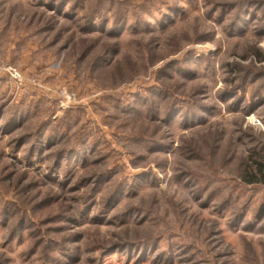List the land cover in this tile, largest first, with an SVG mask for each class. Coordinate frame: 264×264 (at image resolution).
Listing matches in <instances>:
<instances>
[{"label": "rangeland", "instance_id": "374dc122", "mask_svg": "<svg viewBox=\"0 0 264 264\" xmlns=\"http://www.w3.org/2000/svg\"><path fill=\"white\" fill-rule=\"evenodd\" d=\"M0 62V264H264V0H0Z\"/></svg>", "mask_w": 264, "mask_h": 264}, {"label": "trees", "instance_id": "16d2710c", "mask_svg": "<svg viewBox=\"0 0 264 264\" xmlns=\"http://www.w3.org/2000/svg\"><path fill=\"white\" fill-rule=\"evenodd\" d=\"M258 173H260V178L258 177ZM245 181L247 183H254V182H262L264 183V170H263V165L262 164H258V171L257 173H253V172H247L245 174V177H244ZM259 217H262L264 216V205H262L260 207V210H259V214H258Z\"/></svg>", "mask_w": 264, "mask_h": 264}, {"label": "built area", "instance_id": "2783aa9c", "mask_svg": "<svg viewBox=\"0 0 264 264\" xmlns=\"http://www.w3.org/2000/svg\"><path fill=\"white\" fill-rule=\"evenodd\" d=\"M2 68H6V69H7L6 71H8V72H9L13 77H15L16 79H20V78H21V74H20V72L18 71V69L15 68V67H13L12 65L4 66V65L1 64V62H0V70H1ZM255 120H256V119H255ZM257 121H259V120H257ZM259 123H260V121H259Z\"/></svg>", "mask_w": 264, "mask_h": 264}]
</instances>
